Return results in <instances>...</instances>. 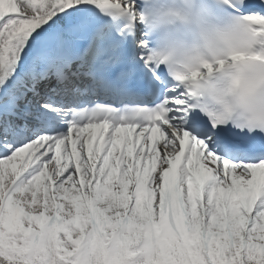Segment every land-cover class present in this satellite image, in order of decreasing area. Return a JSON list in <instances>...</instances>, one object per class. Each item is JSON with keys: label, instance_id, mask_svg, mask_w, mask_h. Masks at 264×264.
Segmentation results:
<instances>
[{"label": "rangeland", "instance_id": "obj_1", "mask_svg": "<svg viewBox=\"0 0 264 264\" xmlns=\"http://www.w3.org/2000/svg\"><path fill=\"white\" fill-rule=\"evenodd\" d=\"M2 179V178H1ZM6 184V182H5ZM6 186V185H5ZM4 186V187H5ZM1 193L2 189L0 190V199H1ZM35 188H29L24 194H21L19 191L17 194L13 196V198H9L7 200L9 206L13 207L15 209L14 214L16 216V222H11L9 224V228L7 230V238L10 241H21L22 239L26 240H32L35 238V233L33 229L40 228L41 229V237L38 239V242L35 243L34 248V257H36V260H39L43 257H50V263L49 264H55L57 259L55 256H52L54 254V237L51 236L49 238V242L51 243L50 247H47L45 245L46 240L43 236V230L47 227V215L50 214L49 208L48 210L44 208L42 202V194L39 192V196H35ZM19 204V205H16ZM82 211V208L81 210ZM70 213V219L74 220L76 218H80L83 216V213ZM33 214V215H32ZM42 214H44V217H42ZM9 215L4 216L3 222L6 223V220L8 219ZM22 219H27L23 221ZM23 222V223H22ZM3 225V223H2ZM54 228L57 231H60L56 228V225H54ZM210 231L209 238H207L205 244H201L203 242V237L200 238V250H198V246L196 241H193V245L191 247V254L188 255V253L180 252L181 253V263H188V264H264V254H258L257 252L254 253L253 249L254 247H264V237L260 238V242H255V237L250 235L248 242H245L243 237V231L238 233L236 231H233V238H236V241L234 240V245H230L229 242V236H227L228 229L223 228L219 229L217 227H213L212 224H210ZM241 237V238H240ZM48 238V237H47ZM75 238L73 237H66L62 239V243H64L65 247L67 249H75ZM158 242L162 245L163 250L158 251L157 248L153 250V257L152 258H146L145 256H139L141 253V243L138 244L137 247H135L133 250L136 253L135 259L133 264H174L172 261V258L174 256H178L176 253L174 254H168L167 253V244L165 239H163L161 236L158 239ZM11 243V242H10ZM257 243V244H256ZM256 244V245H255ZM143 245L148 246V243H143ZM207 245V246H206ZM149 247V246H148ZM248 247H252L249 249V252L247 251ZM153 249V248H152ZM172 250V249H171ZM195 250V251H194ZM15 248L10 253L17 254L20 256ZM203 253V254H202ZM205 253V254H204ZM125 257L124 262L122 264H129V258L126 255H123ZM163 256V257H161ZM103 257V254H99L98 259L100 260ZM179 257V256H178ZM20 260L23 264H37L36 262H28L24 260L20 256ZM9 261V260H8ZM10 264H22L20 261H17L15 259H11L9 261ZM58 264H64L61 262H58ZM66 264V263H65ZM79 264V262L77 263ZM180 264V263H178Z\"/></svg>", "mask_w": 264, "mask_h": 264}, {"label": "bare ground", "instance_id": "obj_2", "mask_svg": "<svg viewBox=\"0 0 264 264\" xmlns=\"http://www.w3.org/2000/svg\"><path fill=\"white\" fill-rule=\"evenodd\" d=\"M18 1V0H16ZM31 1H36L40 3V6L45 7V5H47L48 3H51L50 1H44V0H31ZM52 4V3H51ZM25 14H30L26 11H24ZM59 12L55 11L54 13L51 14H45L42 15V17L40 18V20H34V19H26L24 20L26 22V26H28V29H25V27L22 26H17V31L18 32V47H20V49L15 50L16 48V44H7L6 40H3L0 42V58L3 55L7 56V63L5 66H2L0 64V91L2 90H6L9 91L10 87L12 88L13 84L15 85H21L18 81H15L14 79H18V76L16 74H13L14 79L10 78V76L7 75V69L9 68H13L14 66L19 64V61L21 60H26L28 61L30 59V56L32 54L33 51V47H34V41L38 39V36L40 34V30L41 28H43L46 24H48L49 21L55 22L59 20ZM30 16V15H29ZM31 18V17H29ZM23 21V22H24ZM2 36H4V33H2ZM28 38L27 41L25 43L24 40L25 38ZM22 53V57L20 58V54ZM10 75V73H9ZM10 82H12V84H10ZM3 101V97L0 96V110L2 109L1 103ZM6 123V121L4 122ZM23 150L19 149L16 152V155H19ZM49 160V159H48ZM53 160H51L52 162ZM8 166L11 168V174H16L17 173V168L19 167V165H17V163L13 160V161H8ZM55 166H53V164L51 163L50 166H46V168L43 169L44 171V176H47V180H49V183L53 180V177L50 176V172L54 169ZM39 179L42 180V176L38 177ZM71 180V185L70 187H63L61 189H67V190H72L73 193H75V191L77 189L80 188L79 183L77 181H74L72 178ZM126 179L124 177V179L122 180V183H125ZM64 181H59V183L64 184ZM35 183H37V178L35 180ZM45 185V183H43ZM94 187H98L99 192L101 191H106L108 189L113 188L112 183L111 182H105L103 184H99V186L95 185ZM153 189V194H156V191ZM98 194L95 195V197H97ZM102 198H106L105 195L100 194ZM247 198V202H245V204H253L256 203V197L254 194H249L248 196H246ZM108 202L106 203H111L112 204V198L110 196L107 197ZM152 200V204L154 203L153 200L154 198L151 197ZM226 201V200H225ZM168 202H169V212H170V216H169V221L172 225L173 228H180V233L181 230L183 229V225H182V220L180 219V214L178 213L177 210H175V197L173 196L172 192L169 191L168 192ZM239 205L238 202H234V206L237 207ZM215 206H218V202H215ZM108 207L109 211L112 210L113 208L111 206H106ZM163 207V205H162ZM181 212V210H180ZM193 217V216H192ZM260 224L264 225V222L261 221ZM263 232H264V227L262 228ZM261 236V235H260ZM259 236V238H260ZM89 241H93L92 237L89 236ZM168 238L170 239V241L172 242V238H170L168 236ZM76 240V238H75ZM49 237L46 239L45 245H47V247H50L51 243L49 242ZM81 241V240H80ZM260 242V241H259ZM256 245V244H255ZM116 248V247H115ZM249 249H251L252 247H248ZM98 245L95 246V249L93 250V255L88 254V261H86V264H89V261H92V264H96L95 262V258L96 256H98ZM254 253L257 252L258 254H264V247L262 245V247H254L253 249ZM84 253V246H80L78 247L77 250V254L78 256H83ZM117 261L116 262H121V257L116 258ZM172 261L174 264H187V263H181V257L178 256H174L172 258ZM98 264H101L98 263Z\"/></svg>", "mask_w": 264, "mask_h": 264}, {"label": "trees", "instance_id": "obj_3", "mask_svg": "<svg viewBox=\"0 0 264 264\" xmlns=\"http://www.w3.org/2000/svg\"><path fill=\"white\" fill-rule=\"evenodd\" d=\"M8 260L10 261L6 256L0 254V264H10Z\"/></svg>", "mask_w": 264, "mask_h": 264}]
</instances>
